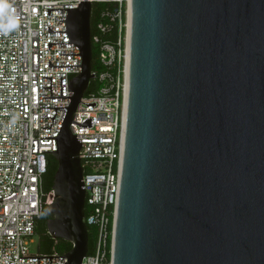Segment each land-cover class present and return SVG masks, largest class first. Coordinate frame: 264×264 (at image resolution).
<instances>
[{
	"label": "water",
	"instance_id": "95a60500",
	"mask_svg": "<svg viewBox=\"0 0 264 264\" xmlns=\"http://www.w3.org/2000/svg\"><path fill=\"white\" fill-rule=\"evenodd\" d=\"M65 8L80 70L50 154L48 234L87 252L80 142L90 3ZM127 91L110 264H264V0H129ZM86 264V263H84Z\"/></svg>",
	"mask_w": 264,
	"mask_h": 264
},
{
	"label": "built area",
	"instance_id": "2783aa9c",
	"mask_svg": "<svg viewBox=\"0 0 264 264\" xmlns=\"http://www.w3.org/2000/svg\"><path fill=\"white\" fill-rule=\"evenodd\" d=\"M103 3L95 11L90 42L101 65L92 78L99 85L79 98L69 130L80 142L84 221L94 229L91 252L79 264H110L127 91V10L129 0H87ZM18 27L0 34V264H62L63 253L30 252L36 220L53 199L42 175L47 156L71 91L70 78L80 70L79 50L67 41L65 8L79 0H9ZM114 30L112 38L103 35Z\"/></svg>",
	"mask_w": 264,
	"mask_h": 264
},
{
	"label": "trees",
	"instance_id": "16d2710c",
	"mask_svg": "<svg viewBox=\"0 0 264 264\" xmlns=\"http://www.w3.org/2000/svg\"><path fill=\"white\" fill-rule=\"evenodd\" d=\"M100 5H103V3H97V4L92 5L91 18H90L91 31H93L92 25L95 19V11ZM113 35H114V30L112 29L108 34L106 35L104 34L103 36L106 38H112ZM100 68H101V65L96 58V46L93 43H91V70L96 71V70H99ZM98 85H99V82L96 81L95 78H91L84 91V94L95 89ZM55 167H56L55 158L51 154H48L47 165L42 175V184L45 190H48L49 188H51L52 176H53ZM84 211H86V206H84ZM46 216L47 215L44 212H42L41 216L35 222L34 232L38 238L37 252L47 254L50 252L51 247H53L58 253L66 252L70 248V242L67 240L60 239V238H53L48 234V232L46 231L45 222H44ZM86 232H87V252H91L93 248V243H94L93 227L91 225H86Z\"/></svg>",
	"mask_w": 264,
	"mask_h": 264
},
{
	"label": "clouds",
	"instance_id": "9594fccd",
	"mask_svg": "<svg viewBox=\"0 0 264 264\" xmlns=\"http://www.w3.org/2000/svg\"><path fill=\"white\" fill-rule=\"evenodd\" d=\"M18 27V20L9 0H0V34H8Z\"/></svg>",
	"mask_w": 264,
	"mask_h": 264
},
{
	"label": "rangeland",
	"instance_id": "374dc122",
	"mask_svg": "<svg viewBox=\"0 0 264 264\" xmlns=\"http://www.w3.org/2000/svg\"><path fill=\"white\" fill-rule=\"evenodd\" d=\"M30 252H36L38 246V238L35 233L31 235V241L27 243Z\"/></svg>",
	"mask_w": 264,
	"mask_h": 264
},
{
	"label": "bare ground",
	"instance_id": "6f19581e",
	"mask_svg": "<svg viewBox=\"0 0 264 264\" xmlns=\"http://www.w3.org/2000/svg\"><path fill=\"white\" fill-rule=\"evenodd\" d=\"M128 15H129V13H128V10H127V22H128V19H129V18H128ZM128 23H129V22H128Z\"/></svg>",
	"mask_w": 264,
	"mask_h": 264
}]
</instances>
